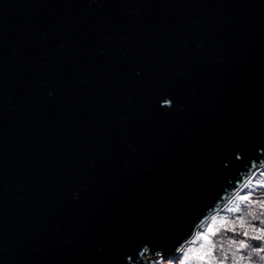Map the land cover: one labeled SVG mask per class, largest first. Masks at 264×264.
Masks as SVG:
<instances>
[{
	"label": "water",
	"instance_id": "obj_1",
	"mask_svg": "<svg viewBox=\"0 0 264 264\" xmlns=\"http://www.w3.org/2000/svg\"><path fill=\"white\" fill-rule=\"evenodd\" d=\"M262 169L264 0H0V264L182 253Z\"/></svg>",
	"mask_w": 264,
	"mask_h": 264
},
{
	"label": "trees",
	"instance_id": "obj_2",
	"mask_svg": "<svg viewBox=\"0 0 264 264\" xmlns=\"http://www.w3.org/2000/svg\"><path fill=\"white\" fill-rule=\"evenodd\" d=\"M244 187L182 253L151 264H264V169Z\"/></svg>",
	"mask_w": 264,
	"mask_h": 264
},
{
	"label": "clouds",
	"instance_id": "obj_3",
	"mask_svg": "<svg viewBox=\"0 0 264 264\" xmlns=\"http://www.w3.org/2000/svg\"><path fill=\"white\" fill-rule=\"evenodd\" d=\"M168 103H167V106L166 107H171L172 106V103H171V101L169 100V101H167ZM165 106V105H164ZM261 259H264V257H261ZM181 264H182V261H181Z\"/></svg>",
	"mask_w": 264,
	"mask_h": 264
},
{
	"label": "rangeland",
	"instance_id": "obj_4",
	"mask_svg": "<svg viewBox=\"0 0 264 264\" xmlns=\"http://www.w3.org/2000/svg\"><path fill=\"white\" fill-rule=\"evenodd\" d=\"M182 260H183V258L181 256H179V260H177V262H181Z\"/></svg>",
	"mask_w": 264,
	"mask_h": 264
},
{
	"label": "snow or ice",
	"instance_id": "obj_5",
	"mask_svg": "<svg viewBox=\"0 0 264 264\" xmlns=\"http://www.w3.org/2000/svg\"><path fill=\"white\" fill-rule=\"evenodd\" d=\"M168 103V102H167ZM242 199H245V200H247L248 199V197L247 196H244V197H242ZM245 235H247V233H245ZM255 238V237H254Z\"/></svg>",
	"mask_w": 264,
	"mask_h": 264
}]
</instances>
